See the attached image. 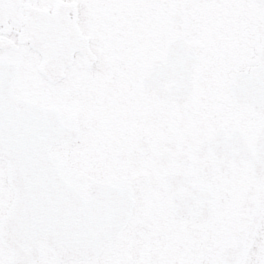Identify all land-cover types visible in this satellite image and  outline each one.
<instances>
[{
	"label": "snow or ice",
	"instance_id": "obj_1",
	"mask_svg": "<svg viewBox=\"0 0 264 264\" xmlns=\"http://www.w3.org/2000/svg\"><path fill=\"white\" fill-rule=\"evenodd\" d=\"M0 264H264V0H0Z\"/></svg>",
	"mask_w": 264,
	"mask_h": 264
}]
</instances>
